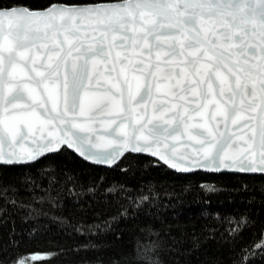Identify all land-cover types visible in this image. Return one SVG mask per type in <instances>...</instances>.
I'll return each instance as SVG.
<instances>
[{"label":"snow or ice","instance_id":"obj_1","mask_svg":"<svg viewBox=\"0 0 264 264\" xmlns=\"http://www.w3.org/2000/svg\"><path fill=\"white\" fill-rule=\"evenodd\" d=\"M69 150L95 167L149 153L184 174L264 175V0H0V225L11 221L0 231V264H51L102 246L21 252L39 249L53 228L65 237L121 238L141 215L156 217V197L128 178L105 184L97 174L77 187L67 170L61 181L46 157ZM33 165L50 173L46 187L31 171H9ZM21 187L31 193L27 202ZM200 187L221 190L203 180ZM207 215L227 226L149 225L155 239L137 237L109 264H250L264 256V216ZM17 216L35 223L17 231ZM245 230L258 242L245 243Z\"/></svg>","mask_w":264,"mask_h":264},{"label":"trees","instance_id":"obj_2","mask_svg":"<svg viewBox=\"0 0 264 264\" xmlns=\"http://www.w3.org/2000/svg\"><path fill=\"white\" fill-rule=\"evenodd\" d=\"M44 2L45 0H34L36 5ZM46 160L49 162L50 167L56 170V174L61 181H63L64 171L70 170V172L75 173L77 187L80 186L81 182L87 187L91 177L102 174L106 177L105 184L128 178L136 187L143 185L146 190H150L157 199L156 205L153 207V212L157 213L156 217L141 215L138 218L137 227L131 230L126 229L121 238H116L112 233L91 236L76 233L71 237H65L58 234V231L53 228L38 238L36 243L39 244V249L36 248L35 244L21 246V252H32L34 250H51V247L56 244L74 248V242L83 244L88 240H92L97 245H102L87 251L70 252L66 256L59 257L56 261H52L51 264H72L73 261H78L81 258L109 264L112 259L119 258L122 254L133 249L137 237L144 243H147L149 239H155L154 236L149 235L147 230L149 225L155 229H161L166 224L176 225L180 223L188 225L189 231H191L192 225L196 229H200L202 225L207 223L209 226L223 230L227 225L217 222L213 216H208V213H220L222 217H225L229 214L238 215L247 211L253 214L254 217L257 215L264 216V192H261V187L264 186V175L261 174L244 175L234 172L211 173L204 171H194V175L184 174L174 171L158 160V163L154 164L153 160L156 159L141 153L125 154L122 162L118 161L116 166L110 167H95L73 150L47 156ZM41 163L45 162L42 161ZM125 165L131 166L130 172L123 171ZM9 171L12 173L31 171L37 179V183L45 187L48 183L47 177L50 174L41 175L39 165H33L31 169L17 168ZM202 180L216 182L221 190L215 192L203 191L200 187ZM244 183L249 185L247 190H234L242 188ZM58 186L56 185V187ZM36 191L43 194L39 188ZM19 195L25 199V202L31 198V193L25 192L23 187H21ZM252 197L255 199H250ZM71 200L72 198L65 193L64 201L69 208L71 207ZM35 203L38 207H44L46 211L51 210L57 214L61 211L59 208H50L48 203L43 205H40L39 202ZM64 211L66 212L67 209ZM88 219L91 220L92 217L89 216ZM41 221L47 223L46 218H41ZM34 223V221L25 222L19 216L16 217L17 231L28 229ZM10 225L11 221L7 225H0V231H7ZM141 228L145 230L141 231ZM172 231L176 233L179 229L173 227ZM256 231L258 233L259 229H256ZM24 234L27 235L26 232ZM250 240L258 242L259 236L258 234L254 236L251 232L245 230L244 242ZM205 247L208 248L210 253H214V246L211 241ZM32 264H41V262L32 261ZM137 264H148V261H137ZM250 264H264V256L251 257Z\"/></svg>","mask_w":264,"mask_h":264},{"label":"water","instance_id":"obj_3","mask_svg":"<svg viewBox=\"0 0 264 264\" xmlns=\"http://www.w3.org/2000/svg\"><path fill=\"white\" fill-rule=\"evenodd\" d=\"M74 151V150H73ZM77 154V153H76ZM141 154H145V155H148V156H151L152 158H154V159H156V160H158V158H155V157H153L151 154H149V153H141ZM79 155V154H78ZM84 159V158H83ZM85 160V159H84ZM118 162V161H117ZM160 162H162L163 164H165V165H167L165 162H163V161H160ZM91 163V162H90ZM168 167H170L169 165H167ZM107 167H110V166H107ZM171 168V167H170ZM172 169V168H171ZM174 171H176V172H180L179 170H175V169H173ZM193 171H204V172H211V173H219V172H234V173H238V172H235V171H231V170H220L219 172H214V171H212V170H208V169H196V170H193ZM181 173V172H180Z\"/></svg>","mask_w":264,"mask_h":264}]
</instances>
